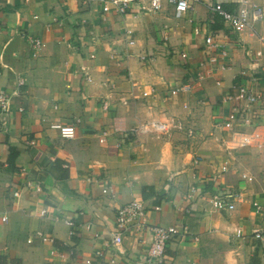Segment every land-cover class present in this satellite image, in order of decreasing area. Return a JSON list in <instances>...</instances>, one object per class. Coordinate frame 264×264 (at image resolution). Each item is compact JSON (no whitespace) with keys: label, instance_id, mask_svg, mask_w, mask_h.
<instances>
[{"label":"crops","instance_id":"crops-1","mask_svg":"<svg viewBox=\"0 0 264 264\" xmlns=\"http://www.w3.org/2000/svg\"><path fill=\"white\" fill-rule=\"evenodd\" d=\"M254 1L264 9V0ZM212 2L177 17L170 4L143 9L149 0H134L125 16L99 0H0V92L11 96L10 115L0 120V264H85L101 244L94 232L109 239L117 209L133 200L146 203L148 224L186 227L189 235L150 260V231H128L108 264H264V241L253 237L264 230V147L230 154L222 143L232 110L225 97L234 84H250V75L264 76V19L257 34L240 35ZM209 35L229 58L207 45ZM31 37L43 41L38 57ZM204 67L211 74L200 80ZM256 88L264 115V80ZM159 121L185 130L122 141ZM53 123L75 125V137H62ZM104 131L110 135L101 142ZM226 159L230 170L218 176ZM224 190L239 193L235 209L213 207ZM67 220L80 225L78 236Z\"/></svg>","mask_w":264,"mask_h":264},{"label":"built area","instance_id":"built-area-1","mask_svg":"<svg viewBox=\"0 0 264 264\" xmlns=\"http://www.w3.org/2000/svg\"><path fill=\"white\" fill-rule=\"evenodd\" d=\"M83 3H90L93 0H77ZM101 2H110L114 5L116 11L125 16L133 6L134 0H99ZM203 0H149L148 5L142 8L152 13H158L164 9L165 4L174 6V12L177 17H181L193 7V5L201 3ZM226 4H234L236 8L229 10L225 8ZM212 10L219 15L222 20L231 26V28L238 34H257L256 24L264 19V9L262 5L256 3L254 0H214L210 4ZM167 38V37H166ZM207 45L211 48L217 49L222 59L230 57L229 48L221 41L215 39L214 36L209 35L206 38ZM31 52L34 57H38L43 52V41L37 37L29 39ZM260 54V53H259ZM182 57L187 58V54L183 53ZM198 79H204L211 71L204 67L197 72ZM250 84L237 83L231 88L230 93L225 97L226 101L232 102V110L230 116L222 123L225 137L222 140L225 150L230 154L238 149L255 147H264V115L259 111L260 105L263 103V94L256 88L260 80H264V76L252 74ZM18 84H25V79L21 76L18 77ZM185 88V87H184ZM184 88H175L173 93H178ZM19 111H24V107H20ZM11 112V96L7 92H0V120L4 125ZM52 128L60 131L64 138H74L76 135L75 125H62L61 123H53ZM153 130L165 131L171 133L174 130H185L177 121L157 123H145L139 127L133 128L129 133L122 137V141L130 140L131 136H138L141 133L151 132ZM110 133L104 131L101 137V142H105ZM187 135L191 138L196 136L193 128H189ZM124 139V140H123ZM198 160V159H197ZM231 161L226 159L220 167L217 175L227 173L230 170ZM243 179L253 180L247 174H243ZM40 190V188H37ZM104 193L109 192L108 187L103 189ZM239 193L234 191H219L216 192L211 203L213 207L220 211H230L235 209V201L239 198ZM18 195V192L15 193ZM255 207L259 210L261 206L255 203ZM156 210H161L160 206L155 207ZM148 207L142 200H133L125 205H122L116 212V226L109 232V239H104L102 234L98 231L94 232L93 238L96 241H101V244L95 248L94 255L86 258L85 264H108L114 262L115 251L119 249L120 245L124 242L125 235L128 231H142L147 228L151 235V245L148 252L150 260H161L165 254L167 247L178 239H185L189 235L186 227L178 226H163V225H150L147 223ZM186 212L192 209H186ZM48 211L43 209L40 214L47 215ZM2 221L6 222L7 217L3 216ZM70 227L71 237H75L79 232V226L74 220H67ZM89 231L93 229V224L88 223L85 225ZM79 235V234H78ZM77 235V236H78ZM237 235L245 237L242 229H239ZM39 236L45 243L55 244V238L39 232ZM253 237L264 241V230L254 231ZM199 240V237H194ZM52 253L58 252V249L53 247ZM192 264H198L193 261Z\"/></svg>","mask_w":264,"mask_h":264},{"label":"rangeland","instance_id":"rangeland-1","mask_svg":"<svg viewBox=\"0 0 264 264\" xmlns=\"http://www.w3.org/2000/svg\"><path fill=\"white\" fill-rule=\"evenodd\" d=\"M238 150L240 151V150H243V149H238ZM241 154H242V156H240ZM237 157L243 159V157H244V151H241L239 153V156H237Z\"/></svg>","mask_w":264,"mask_h":264}]
</instances>
